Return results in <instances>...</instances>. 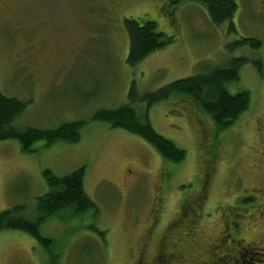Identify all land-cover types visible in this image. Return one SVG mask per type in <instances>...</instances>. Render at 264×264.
Listing matches in <instances>:
<instances>
[{
    "label": "rangeland",
    "instance_id": "obj_1",
    "mask_svg": "<svg viewBox=\"0 0 264 264\" xmlns=\"http://www.w3.org/2000/svg\"><path fill=\"white\" fill-rule=\"evenodd\" d=\"M235 1L233 33L186 0H0V93L27 102L14 127L82 123L76 143L38 142L23 152L16 141H0V211L34 210L48 190L43 170L63 176L82 167L97 209L50 218L40 228L48 247L1 231L0 264H153L162 251L174 253L168 264H213L234 256L225 235L241 247L264 238V209L251 208L261 199L245 194L264 188V0ZM124 18L155 22L172 42L129 67ZM240 38L261 46L230 50ZM235 58L247 63L226 90L246 92L248 105L230 126L217 127L181 96L147 112L153 129L184 151L178 163L140 137L92 120L127 104L132 83L138 94L151 93ZM134 111L139 120L146 116L144 104Z\"/></svg>",
    "mask_w": 264,
    "mask_h": 264
},
{
    "label": "trees",
    "instance_id": "obj_2",
    "mask_svg": "<svg viewBox=\"0 0 264 264\" xmlns=\"http://www.w3.org/2000/svg\"><path fill=\"white\" fill-rule=\"evenodd\" d=\"M180 0H168L171 5H177ZM204 8L208 21L214 26L227 24L228 32L235 33L232 18L236 12L235 0H186ZM122 28L128 41L126 64L134 67L150 54L158 51L172 42L171 37L156 30L153 21L145 19L122 20ZM248 46L259 48L261 42L253 38H240L231 44L229 49ZM245 59H231L222 67H216L183 79H178L157 91L138 94L134 83L128 91V103L116 109L101 110L93 115L92 120L106 123L110 128L123 129L130 134L140 137L154 148L161 158L178 163L184 159V151L173 142L160 136L148 122L147 112L158 103L165 102L170 97H186L197 104L202 112L211 117L219 128L230 126L235 119L247 108L248 95L239 91L230 94L226 85L238 80L239 69L246 64ZM258 73L261 68L253 62ZM144 104L146 116L139 120L134 106ZM27 102L4 96L0 93V141H16L23 152H32L35 143L49 146L57 141L76 143L80 139L82 123L66 122L53 129L25 128L17 129L14 122L26 109ZM47 192L35 199L34 210L27 211L23 205L12 206L0 211V232L12 230L22 232L42 246H49L51 240L40 235L41 226L50 218L64 214L67 219L87 213L96 215L94 203L86 195L83 187L84 169L78 168L63 176H55L50 170L41 172ZM247 200H243L246 202ZM98 235L101 231L93 230Z\"/></svg>",
    "mask_w": 264,
    "mask_h": 264
},
{
    "label": "flooded vegetation",
    "instance_id": "obj_3",
    "mask_svg": "<svg viewBox=\"0 0 264 264\" xmlns=\"http://www.w3.org/2000/svg\"><path fill=\"white\" fill-rule=\"evenodd\" d=\"M0 12H3V8L0 5ZM245 194H248L250 196V199L256 198L258 196L261 200L259 205H254L251 208L255 207L257 209L260 208L264 209V188L260 190H255L251 192L246 191ZM223 242H225L226 246L229 247L228 252H233V255H226L221 256L218 259V262H214L215 264H263V258H264V238L262 240L254 241L251 244H248L244 247L238 246V242L232 241V239L229 236H224L222 239ZM235 242V243H234ZM236 244V245H235ZM174 253L169 252L167 254H164L163 251L158 254L159 256L156 258L155 263L153 264H168V261L170 257H172ZM223 258L225 260H231L232 263H226L224 262ZM241 259L243 261H241ZM220 260V261H219ZM213 263V264H214Z\"/></svg>",
    "mask_w": 264,
    "mask_h": 264
}]
</instances>
